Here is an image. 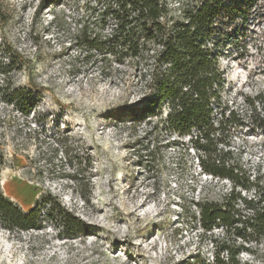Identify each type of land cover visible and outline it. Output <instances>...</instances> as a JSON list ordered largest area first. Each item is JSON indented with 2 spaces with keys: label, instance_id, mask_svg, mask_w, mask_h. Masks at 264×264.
Listing matches in <instances>:
<instances>
[{
  "label": "rangeland",
  "instance_id": "1",
  "mask_svg": "<svg viewBox=\"0 0 264 264\" xmlns=\"http://www.w3.org/2000/svg\"><path fill=\"white\" fill-rule=\"evenodd\" d=\"M88 1L0 0V87L12 81L41 97L23 114L0 93L2 188L25 210L52 192L94 226L66 237L51 221L26 231L0 224V264H213L222 231L201 227L196 203L220 200L231 183L204 174L188 142L162 134L154 148L142 138L146 124L120 117L141 92L128 66L86 56L76 45ZM169 2L177 8L181 0ZM241 27L239 20L228 27L238 33L221 58L224 101L240 108L246 97L264 92V0H255ZM10 55L21 69L8 71ZM60 133L91 156V167L79 175L89 202L71 179L76 167L56 143ZM232 145L252 176L264 180V132L239 127ZM246 246L239 264H264V237Z\"/></svg>",
  "mask_w": 264,
  "mask_h": 264
},
{
  "label": "trees",
  "instance_id": "2",
  "mask_svg": "<svg viewBox=\"0 0 264 264\" xmlns=\"http://www.w3.org/2000/svg\"><path fill=\"white\" fill-rule=\"evenodd\" d=\"M49 1L54 0H43ZM254 2L181 0L173 8L169 0H89L75 37L86 56H98L101 61L130 69L141 96L120 116L126 117L124 122L146 124L142 138L154 148L162 134H168L174 143L188 142L204 174L231 183L220 200L196 203L201 227L211 233L222 231L219 240H214L217 252L213 264H239L238 256L249 251L246 244L264 237V180L252 176L232 145L234 131L239 127L253 125L264 132V92L246 97L241 108L230 106L223 98L226 78L221 66L225 43L238 33V28L233 31L228 27L239 20L242 30L246 29ZM4 53L0 47V57ZM9 58L8 71L22 68L21 62L11 55ZM0 93L5 103L23 114H29L41 98L29 87L12 81L0 87ZM152 135L155 137L150 139ZM56 143L62 145L63 155L71 165L75 164L71 179L81 188L80 197L89 202L91 192L79 175L91 167L90 154L77 151L63 133L57 136ZM5 163L0 151L3 227L37 230L51 221L66 237L93 230V225L68 209L52 192L43 194L25 210L2 188Z\"/></svg>",
  "mask_w": 264,
  "mask_h": 264
}]
</instances>
